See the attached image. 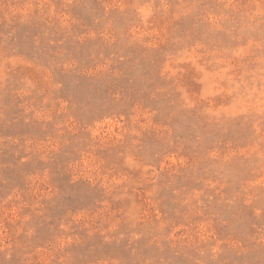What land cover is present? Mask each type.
<instances>
[{
	"label": "rangeland",
	"instance_id": "374dc122",
	"mask_svg": "<svg viewBox=\"0 0 264 264\" xmlns=\"http://www.w3.org/2000/svg\"><path fill=\"white\" fill-rule=\"evenodd\" d=\"M0 264H264V0H0Z\"/></svg>",
	"mask_w": 264,
	"mask_h": 264
}]
</instances>
